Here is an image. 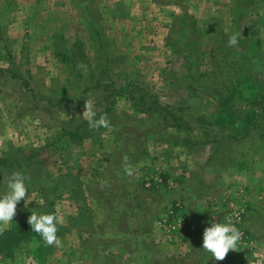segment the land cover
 <instances>
[{
  "label": "rangeland",
  "instance_id": "obj_1",
  "mask_svg": "<svg viewBox=\"0 0 264 264\" xmlns=\"http://www.w3.org/2000/svg\"><path fill=\"white\" fill-rule=\"evenodd\" d=\"M142 93L167 111L139 108ZM263 93L264 0H0V157H30L13 220L48 200L64 217L62 246L30 240L0 264L264 258ZM89 99L108 129H89ZM77 125L81 140L60 136ZM235 207L242 239L216 260L204 228Z\"/></svg>",
  "mask_w": 264,
  "mask_h": 264
},
{
  "label": "clouds",
  "instance_id": "obj_2",
  "mask_svg": "<svg viewBox=\"0 0 264 264\" xmlns=\"http://www.w3.org/2000/svg\"><path fill=\"white\" fill-rule=\"evenodd\" d=\"M240 37V31L231 34L227 41L228 46H236ZM77 67L83 69L85 73L87 72V66L83 63L78 64ZM82 116L87 121L90 130L108 129L110 127V121L106 114L97 116L94 101L91 99L85 100ZM0 149L7 150L2 141H0ZM129 160L127 155L123 156L122 167L126 175L133 176L134 167ZM26 180H30V177L19 170L13 171L6 177V191L0 194V235L11 228L18 202L26 200L28 196ZM101 186H107V181H103ZM59 213V208L49 213L33 211L28 217V224L32 231L42 238L45 246H62V241L57 232L59 230L58 225L64 224V217ZM242 235L231 218L225 222H213L211 226L204 228L202 248L216 260H224L229 250L238 249ZM248 264H264V258L254 257L248 261Z\"/></svg>",
  "mask_w": 264,
  "mask_h": 264
},
{
  "label": "trees",
  "instance_id": "obj_3",
  "mask_svg": "<svg viewBox=\"0 0 264 264\" xmlns=\"http://www.w3.org/2000/svg\"><path fill=\"white\" fill-rule=\"evenodd\" d=\"M131 98L139 108H143L146 110H157L161 112L166 110V108L157 103L154 99H147L145 95L142 94H131ZM259 102V101H257ZM263 107L264 111V93L263 96L260 98V103ZM167 111V110H166ZM168 113V112H167ZM168 114L173 115L174 119L178 122L182 120L180 116H176L173 113L169 112ZM264 117V116H263ZM86 121V120H85ZM87 122V121H86ZM81 125H77L73 130H67L66 132L64 129L61 131L60 136L64 134H68V140L71 142L81 140L83 136H85V131H81ZM30 162V157H26L23 162L17 161V159H8L7 157H0V169L4 166L3 170L10 175L13 171L19 170L23 173L28 172V163ZM75 189L71 190L74 192ZM53 201L48 200L47 210L49 212H53L54 208L52 206ZM42 239L37 233L33 232L31 226L28 224V217L18 218L12 221L11 228L0 235V256H9L11 255L15 249L18 248L24 242L30 240H39Z\"/></svg>",
  "mask_w": 264,
  "mask_h": 264
},
{
  "label": "built area",
  "instance_id": "obj_4",
  "mask_svg": "<svg viewBox=\"0 0 264 264\" xmlns=\"http://www.w3.org/2000/svg\"><path fill=\"white\" fill-rule=\"evenodd\" d=\"M230 203H232V202H230ZM230 206H231V204H230ZM240 212H241V210L235 207L234 208V212H229L227 215L224 216L223 220L226 221L227 219L231 218L233 220V222L235 223V225H236V223L238 222V220L240 218V215H241ZM213 222H217L216 218L213 219Z\"/></svg>",
  "mask_w": 264,
  "mask_h": 264
},
{
  "label": "crops",
  "instance_id": "obj_5",
  "mask_svg": "<svg viewBox=\"0 0 264 264\" xmlns=\"http://www.w3.org/2000/svg\"><path fill=\"white\" fill-rule=\"evenodd\" d=\"M230 196L233 198V194H232V193H230ZM217 200H218V199H217ZM232 200L235 201V197H234ZM209 203H210V201H209ZM252 206L255 207V205H249V206L246 205V207H247V208H246V210H247V214H245V215H248V211H249L248 208L251 209ZM255 208H257V206H256ZM242 209H243V211L245 210V208H242ZM258 210H259V209H258ZM258 210L256 209L255 211H258ZM253 216H255V215H253ZM244 221H245V220L243 219V222H244ZM251 223L253 224V222H251Z\"/></svg>",
  "mask_w": 264,
  "mask_h": 264
}]
</instances>
